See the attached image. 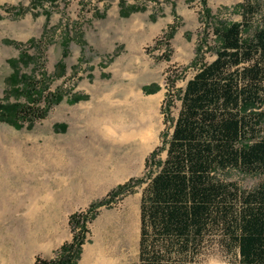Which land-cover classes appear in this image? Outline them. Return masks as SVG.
Listing matches in <instances>:
<instances>
[{"label": "rangeland", "instance_id": "374dc122", "mask_svg": "<svg viewBox=\"0 0 264 264\" xmlns=\"http://www.w3.org/2000/svg\"><path fill=\"white\" fill-rule=\"evenodd\" d=\"M125 1L144 10L123 17L120 0L116 6L115 0H58L36 9L23 0L14 6L23 9L22 15L0 11V100L13 71L9 60L21 52L17 44L32 38L38 44L28 50L36 63L22 66V72L49 85L46 93L61 89L66 94L32 126L17 129L0 122V264L56 259L73 239L71 215L86 212L131 178L148 174L146 159L173 131L165 123L164 101L173 95L171 118H177L178 92L198 70L192 63L201 34L208 28L214 48L217 20L242 21L239 4H264L207 0L213 14L208 23L200 0ZM45 11L51 13L48 27ZM171 26L176 33L168 39ZM63 58L67 69L59 78L57 64ZM204 58L211 62L216 55L212 51ZM154 84L159 88L147 92ZM74 94L89 98L69 104ZM253 111L264 113V104ZM257 123L253 142L264 137V117ZM166 158L167 151L158 156ZM216 176L247 191L264 183V174L235 169L219 170ZM146 186L98 208L77 264H139ZM220 239L204 243L194 264H237L238 257L229 255Z\"/></svg>", "mask_w": 264, "mask_h": 264}, {"label": "trees", "instance_id": "16d2710c", "mask_svg": "<svg viewBox=\"0 0 264 264\" xmlns=\"http://www.w3.org/2000/svg\"><path fill=\"white\" fill-rule=\"evenodd\" d=\"M56 1L30 0V5L36 9ZM200 1L209 23L212 10L207 0ZM120 6L123 17L144 10L127 5L125 0H120ZM239 9L242 21L217 20L214 24V48L208 43V28L201 34L192 63L198 70L178 92L181 107L177 118H171L173 95L164 101L165 123L172 124L173 131L146 159L148 174L131 178L86 212L71 215L72 241L60 248L56 259L36 264H77L87 241L88 223L98 208L133 193L144 183L141 264H194L203 244L217 237L229 255L238 257L237 264H264V183L247 191L216 176L219 170L227 169L264 174V137L251 140L259 132L257 121L264 117V113L253 111L264 104V4L249 1L239 4ZM6 11L16 16L23 13L14 7ZM259 13L261 21L255 25ZM45 16L48 27L51 13L45 11ZM175 33V26H171L168 39ZM37 44L34 38L17 44L20 55L9 60L13 71L7 79L6 97L0 100V122L17 129L45 118L66 96L61 89L46 93L49 85H42L35 74L22 72V66L36 63L28 49ZM64 46L66 58L67 41ZM212 51L216 58L205 62V54ZM64 58L57 64L59 78L66 74ZM169 80L172 85L176 82L172 76ZM157 88L154 84L146 91L153 93ZM88 98L74 94L68 102L76 104ZM163 151H167V158L158 160Z\"/></svg>", "mask_w": 264, "mask_h": 264}, {"label": "crops", "instance_id": "0c3cea01", "mask_svg": "<svg viewBox=\"0 0 264 264\" xmlns=\"http://www.w3.org/2000/svg\"><path fill=\"white\" fill-rule=\"evenodd\" d=\"M23 0H0V11L2 10H6L7 7H14L19 5L20 2H22ZM28 1V0H26ZM163 1V0H160ZM117 4H119V0H115L114 5L116 6ZM119 6V5H118ZM194 61V60H193ZM159 92V91H157ZM156 92V93H157ZM139 264H141V259Z\"/></svg>", "mask_w": 264, "mask_h": 264}]
</instances>
